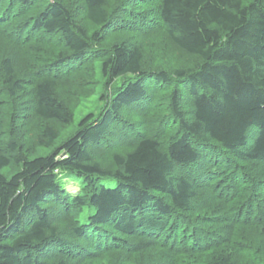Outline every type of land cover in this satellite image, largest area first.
Listing matches in <instances>:
<instances>
[{"label":"trees","instance_id":"obj_1","mask_svg":"<svg viewBox=\"0 0 264 264\" xmlns=\"http://www.w3.org/2000/svg\"><path fill=\"white\" fill-rule=\"evenodd\" d=\"M2 169L0 264H264V0H0Z\"/></svg>","mask_w":264,"mask_h":264},{"label":"rangeland","instance_id":"obj_2","mask_svg":"<svg viewBox=\"0 0 264 264\" xmlns=\"http://www.w3.org/2000/svg\"><path fill=\"white\" fill-rule=\"evenodd\" d=\"M97 74H98V79L102 81V79H100L101 74L99 72ZM114 84L118 85L119 82L116 81ZM101 94H102V86L100 82L96 88V92L86 101H84L80 105V107L74 110L75 112H74L73 121L71 125H69L67 128H65L64 130L60 132V136L57 139L55 145H59L61 142L65 141L68 137L73 135L82 118L90 114L97 115L101 111V107H103L104 105V101L100 99ZM51 150H52V147L45 148V149H39L38 153L39 155L46 156L51 152ZM0 173L5 175L6 177H10L12 175V172L9 171V169H2L0 170ZM62 183H63L64 189L72 195L77 194L82 186V180L80 178H75L72 176L63 177ZM100 183L102 186H105L107 188L116 187V183L112 179H103L101 180Z\"/></svg>","mask_w":264,"mask_h":264}]
</instances>
